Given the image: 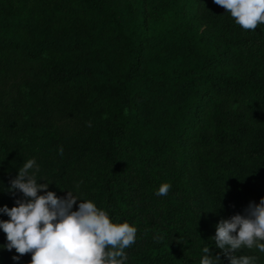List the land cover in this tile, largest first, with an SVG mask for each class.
I'll list each match as a JSON object with an SVG mask.
<instances>
[{
    "label": "trees",
    "instance_id": "trees-1",
    "mask_svg": "<svg viewBox=\"0 0 264 264\" xmlns=\"http://www.w3.org/2000/svg\"><path fill=\"white\" fill-rule=\"evenodd\" d=\"M29 159L74 210L137 229L126 264H200L204 247L230 264L200 224L264 198V24L213 0H0V208ZM6 244L0 229V264H30Z\"/></svg>",
    "mask_w": 264,
    "mask_h": 264
},
{
    "label": "clouds",
    "instance_id": "clouds-1",
    "mask_svg": "<svg viewBox=\"0 0 264 264\" xmlns=\"http://www.w3.org/2000/svg\"><path fill=\"white\" fill-rule=\"evenodd\" d=\"M213 2L246 31L264 24V0ZM39 171L35 159L23 163L7 189L13 195L21 193L23 198L17 199L14 207L0 208V213L10 218L0 220V229L7 238L3 247L19 254L13 259L31 254L30 264H126L125 249L136 242L137 229L127 222L113 223L108 213L91 200L80 201L78 210H74L79 201L74 194L66 190V197L57 196L48 190L51 183L37 181ZM170 188L163 183L156 194L166 196ZM212 239L230 264H254L255 257H238L236 253L242 248L264 252V198L259 204L250 203L244 215L220 220ZM203 252L206 255L200 264H215L211 249L204 247Z\"/></svg>",
    "mask_w": 264,
    "mask_h": 264
},
{
    "label": "rangeland",
    "instance_id": "rangeland-1",
    "mask_svg": "<svg viewBox=\"0 0 264 264\" xmlns=\"http://www.w3.org/2000/svg\"><path fill=\"white\" fill-rule=\"evenodd\" d=\"M164 8V7H163ZM165 9V8H164ZM164 22H158L154 28H150V31H156L157 34V42L162 40L161 31H170V28L173 26L174 22L170 19V17L165 13L163 14V17L161 18ZM84 131V125L82 123H76L74 126V133H80ZM201 231L203 232L205 236V241L213 246L215 245L214 240L212 237L215 236L216 233V225L209 223L207 227L205 228L200 224ZM216 246V245H215ZM236 255L239 256H249V257H255L254 264H264V252H260L256 248L248 249V248H242L240 251L236 253Z\"/></svg>",
    "mask_w": 264,
    "mask_h": 264
}]
</instances>
